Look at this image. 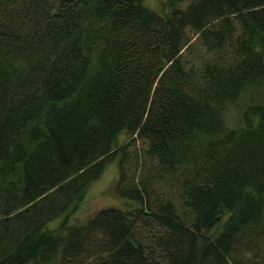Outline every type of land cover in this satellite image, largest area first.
Masks as SVG:
<instances>
[{"label":"trees","instance_id":"trees-1","mask_svg":"<svg viewBox=\"0 0 264 264\" xmlns=\"http://www.w3.org/2000/svg\"><path fill=\"white\" fill-rule=\"evenodd\" d=\"M182 2L0 0V264H264V0ZM113 160L129 204L70 221Z\"/></svg>","mask_w":264,"mask_h":264},{"label":"rangeland","instance_id":"rangeland-1","mask_svg":"<svg viewBox=\"0 0 264 264\" xmlns=\"http://www.w3.org/2000/svg\"><path fill=\"white\" fill-rule=\"evenodd\" d=\"M190 0H183L182 6ZM165 0H144V3L161 13L167 9L164 5ZM240 108L235 106L228 107L225 112V120L228 124L238 121ZM122 149L120 155L123 156L122 176L123 180H145L153 193V196L165 195L177 201L178 192L171 178L159 168L156 160L149 157L147 153V143L141 139H135L128 143L125 135L119 137ZM119 156V157H121ZM118 162L110 161L101 176L90 186L84 199L79 204L77 210L69 217L70 221L84 220L93 215L97 210L105 207H124L129 202L119 196L118 187ZM54 221L50 226H53ZM146 245L148 239L146 238ZM259 248L254 255L264 260V239L261 240Z\"/></svg>","mask_w":264,"mask_h":264}]
</instances>
